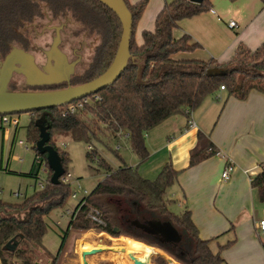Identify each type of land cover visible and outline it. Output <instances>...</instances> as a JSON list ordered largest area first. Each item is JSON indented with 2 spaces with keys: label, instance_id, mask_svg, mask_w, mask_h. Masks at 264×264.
I'll return each instance as SVG.
<instances>
[{
  "label": "trees",
  "instance_id": "1",
  "mask_svg": "<svg viewBox=\"0 0 264 264\" xmlns=\"http://www.w3.org/2000/svg\"><path fill=\"white\" fill-rule=\"evenodd\" d=\"M260 1L264 4V0ZM124 2L132 15V33L130 59L119 77L109 86L70 102L74 104L86 99L73 112L64 113L68 110V104L29 112L27 139L35 155L46 164V184L19 203L0 199V210L8 211L0 216L2 264H39L27 249L16 247L13 252L3 249L13 237L18 243L26 241L39 252L48 254L49 263L57 264L71 232L91 229L156 247L179 264H226L221 250L230 245L234 238L214 252L210 247L212 239L199 237L187 208L172 211V200L166 196L167 189L174 184L178 174L172 164L165 163L154 179L143 177L138 166L149 156L145 143L147 131L170 116L189 115L207 96L219 91L220 86L224 87L227 96L240 100L245 99L251 90L264 94V41L254 49L239 43L233 55L223 62L213 58L206 61L176 58L174 56L179 53L200 48V44L187 34L174 37L173 30L182 19L210 10L209 0L201 3L190 0L165 2L155 17L153 29L141 31L139 44L135 41L134 30L148 0L133 4L128 0ZM47 13L52 19L71 17L87 34L99 37L100 43L95 48L85 81L103 72L115 54L121 25L117 16L98 0H0V55L5 56L12 43H20V31L26 24L45 19ZM25 45L23 43L24 50ZM210 68H220L224 73L221 76H208L206 71ZM41 128L49 136L46 144L57 151L64 173L68 171L70 160L67 153L56 146L58 137L69 136L73 140L92 144V140L98 139L100 134L107 133L117 140L116 134L122 132L128 134V147L138 161L135 166L123 164L112 168L97 155L94 148L86 151L89 167L102 170L103 176L74 206L66 227L59 233L61 240L55 254L47 252L42 244L47 229L46 217L53 208L63 205L69 194V184L50 183L52 171L47 166L46 154H40L35 146L41 138ZM217 152L209 136L198 131L196 144L189 152L188 166H194ZM92 161H95V166L91 165ZM37 171L38 167L33 163L25 175L36 179ZM250 185L264 203V162L260 163V171L251 177ZM91 216H96L99 221ZM152 221L170 226L177 232V238H162L156 234L150 225ZM100 236L104 235L98 234L95 240L91 237L89 240L95 241L96 247L122 246L121 241L112 238L106 240ZM151 263L167 264L160 255L154 256Z\"/></svg>",
  "mask_w": 264,
  "mask_h": 264
},
{
  "label": "crops",
  "instance_id": "2",
  "mask_svg": "<svg viewBox=\"0 0 264 264\" xmlns=\"http://www.w3.org/2000/svg\"><path fill=\"white\" fill-rule=\"evenodd\" d=\"M128 1L133 4L140 0ZM168 1L148 0L136 24L139 38H134L138 44L141 42V31L153 29L156 15ZM221 1L222 5L216 9L213 7L215 1L209 0L214 14L208 10L182 19L173 30L174 37L187 34L200 44V48L184 53L182 57L204 61L213 58L223 62L233 55L239 43L254 49L264 41V4L260 0ZM229 20H234L236 27L229 28ZM219 93L223 98L220 106L206 97L189 115L170 116L147 131L145 143L149 156L138 166V171L143 177L154 179L165 163H171L178 171L176 181L166 193L172 200V211L187 208L199 237L212 239L210 247L214 252L234 238L221 250L226 264H264V234L256 228V223L264 219V203L250 185L251 177L260 171V163L264 162V94L251 90L245 99L240 100L227 96L224 90H219ZM0 130L1 148L9 143L11 159H16L12 151L18 127H0ZM198 131L209 136L218 152L194 166H188L189 152L196 144ZM227 160L234 165V169L230 178L224 181L220 173ZM32 164L33 161L31 167ZM5 171L26 174L23 171ZM33 186H36L35 182ZM20 196L22 194L17 198ZM7 213L0 210V216ZM84 238L82 236L77 243L80 252L90 249L84 247ZM17 247L44 255L26 241H21ZM115 252L123 257L125 255V252Z\"/></svg>",
  "mask_w": 264,
  "mask_h": 264
},
{
  "label": "rangeland",
  "instance_id": "3",
  "mask_svg": "<svg viewBox=\"0 0 264 264\" xmlns=\"http://www.w3.org/2000/svg\"><path fill=\"white\" fill-rule=\"evenodd\" d=\"M214 1V8L217 9L218 5H222L221 0ZM224 1L233 3L235 0ZM57 28L59 29V43L57 45V49L66 55V63L60 56H56L53 52H51ZM20 33V43H12L9 46L10 49L13 47L24 48L22 47L23 43H26L25 50L32 53L36 64L40 68H44L46 64H50L57 70L65 68L67 72L69 71V79L72 84L85 82L86 72L89 70L95 55V48L100 43L98 36L95 34H87L82 29V26L75 22L71 17L67 16L64 18L59 17L52 19L48 13L45 14V19L43 20H35L32 23L26 24L21 29ZM134 37L139 38V31L137 28L134 30ZM183 55L184 53H179L174 57L179 58ZM3 57V55H0V62L2 61ZM64 82L65 81L63 80L60 82V84L63 85L65 84ZM8 89L12 91H24L34 90L36 88L27 85L22 75L13 73L8 83ZM207 97L212 101L219 103V106L223 102V98L220 96L219 91H217L215 95H209ZM87 99L89 100V98ZM15 115L19 119L18 131L15 134V144L12 151V154H15L16 159H11V155L9 153V143H5L4 148H1L2 132L0 130V199L11 203L20 202L25 197L31 196L35 191L41 190L37 185L33 186L36 180L35 178L28 175L13 174L11 172L5 171L6 169L13 171H23L27 173L30 170L31 163L35 156V151L32 149L31 144L27 139L26 126L29 121V113L21 112L15 113ZM17 141H22L24 144L20 145L17 143ZM55 143L56 146H59L62 150H64L69 157L70 161L68 163L67 170L71 174V179L69 181V194L65 198L63 205L53 208L46 217L47 229L44 233L42 244L45 250L50 254H55L59 247L61 240L59 233L66 227L70 216L67 211L71 212L76 203L84 195V191L85 193H88L90 190H92L96 183L103 176L102 170L96 171L88 165L89 161L86 158L88 143L73 140L69 136L58 137ZM116 143L117 140L107 133L100 134L98 139L92 140V146L96 150L97 155L102 157L112 168H117L123 164H137V158L133 156L128 145H123L121 149L116 152ZM91 165L95 166V161H92ZM43 178H46V176L43 175ZM75 180L78 181L79 188ZM169 189L170 187L167 189L166 193L169 192ZM17 191H19L22 196L25 195V197H15L14 193ZM72 192L76 193L75 198H72ZM57 220L59 221V224L55 225ZM150 225L153 231L156 234L162 236V238L174 237V234L170 232L171 230H168L167 227L162 226L160 223L152 221L150 222ZM97 232L98 229H91L83 232H71L64 251L62 252L57 264H81V258L79 254L80 250L77 247V243L82 238V236H85L83 241L84 247L92 248L96 244L95 241L89 240V237L95 240ZM100 237L105 238L106 240L109 239L106 236ZM121 244L122 246L125 245L124 242H121ZM154 248L157 249L156 247ZM111 252L106 251L90 255L87 257L88 263L131 264L126 258V255L123 257ZM34 256L39 264H50L48 254L40 256L38 253H34Z\"/></svg>",
  "mask_w": 264,
  "mask_h": 264
},
{
  "label": "water",
  "instance_id": "4",
  "mask_svg": "<svg viewBox=\"0 0 264 264\" xmlns=\"http://www.w3.org/2000/svg\"><path fill=\"white\" fill-rule=\"evenodd\" d=\"M98 1L107 6L117 16L121 25L120 39L115 54L106 69L90 80L73 85L69 82V71L67 72L65 68L57 70L50 64L40 68L36 64L32 53L22 48L13 47L0 62V114L29 113L39 109L63 106L109 86L119 77L130 59L129 46L132 33V15L124 0ZM190 1L201 3L203 0ZM58 43L59 35L56 30L51 52L58 51ZM13 73L22 75L25 83L31 87L60 84L63 80L66 82V86L52 89L12 91L8 89V83ZM223 73L224 71L220 68H210L206 71L208 76H221ZM41 131V138L35 146L40 154H46L47 166L52 171L50 183L56 185L59 184V178L64 174V169L59 163L57 151L46 144L49 139L48 134L44 132L43 128H41ZM164 226L174 234L172 238H177L174 229L168 225ZM102 233L112 237L113 240L124 242L125 245L121 248L117 245H101L82 250L80 252L81 264H88V256L106 251L125 252L126 258L131 264H151L152 257L158 255L164 257L167 264H179L153 246L128 237L110 235L105 231H102ZM17 246L18 241L13 237L5 243L3 249L13 252Z\"/></svg>",
  "mask_w": 264,
  "mask_h": 264
},
{
  "label": "built area",
  "instance_id": "5",
  "mask_svg": "<svg viewBox=\"0 0 264 264\" xmlns=\"http://www.w3.org/2000/svg\"><path fill=\"white\" fill-rule=\"evenodd\" d=\"M212 14H214V10L210 9L209 10ZM227 26L229 28H234L236 27V23L234 20H229L227 22ZM220 90H224V87L223 86H220ZM83 102H86V99H83V101H77L75 102L74 104H68V110L64 111V113L66 112H73L74 109L76 107H80L82 106ZM18 124H19V119L18 117L15 115V114H0V127H12V128H16L18 127ZM190 124L193 126L194 124L192 122H190ZM116 137H117V143L115 145V150H120L121 147L123 145H128L127 143V140H128V134H125V133H122V132H118L116 134ZM19 144H24L22 141H18ZM94 147L92 146V144H88L87 145V149L89 151H91ZM95 159V157H94ZM33 163L38 167V171H37V176H36V180H35V184L40 188V189H43L45 184H46V178H43V175H47V167H46V164L44 161L41 160V158L38 156V155H35L34 156V160H33ZM234 169V165L230 162V161H226L225 164H224V167L220 173V178L222 180H228L231 176V173ZM71 179V174L67 171L66 173H64L60 178H59V181L61 183H68L69 184V181ZM76 184L79 188V184H78V181H76ZM87 194L85 193L84 191V195ZM20 194L18 192H15L14 193V196L18 197ZM72 198H75L76 197V193L75 192H72L71 194ZM67 213H71V212H68ZM91 218L93 220H96V221H99V219L96 218V216H91ZM56 225L59 224V221L57 220ZM256 228L258 229L259 232L263 233L264 234V219L262 220H259L257 223H256Z\"/></svg>",
  "mask_w": 264,
  "mask_h": 264
},
{
  "label": "flooded vegetation",
  "instance_id": "6",
  "mask_svg": "<svg viewBox=\"0 0 264 264\" xmlns=\"http://www.w3.org/2000/svg\"><path fill=\"white\" fill-rule=\"evenodd\" d=\"M57 31H58V33H59V29L57 28L56 29ZM58 50V49H57ZM56 56H60L61 58H62V60L66 63V59H67V57H66V55L65 54H63L61 51H52ZM24 78V77H23ZM69 82H70V80H69ZM65 83V85H66V82H64ZM71 84V83H70ZM57 85H59V84H54V85H51V87H55V86H57ZM61 85V84H60ZM46 86H48V85H45V86H40V87H46Z\"/></svg>",
  "mask_w": 264,
  "mask_h": 264
},
{
  "label": "bare ground",
  "instance_id": "7",
  "mask_svg": "<svg viewBox=\"0 0 264 264\" xmlns=\"http://www.w3.org/2000/svg\"><path fill=\"white\" fill-rule=\"evenodd\" d=\"M91 249V248H90ZM114 254H117L115 251H113ZM106 262V261H105ZM111 262V261H110ZM109 263V262H108ZM89 264V263H88Z\"/></svg>",
  "mask_w": 264,
  "mask_h": 264
}]
</instances>
